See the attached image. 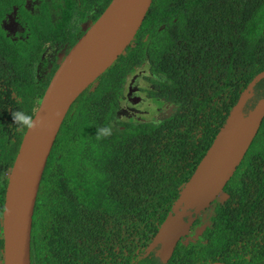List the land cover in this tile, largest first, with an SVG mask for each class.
I'll return each mask as SVG.
<instances>
[{
    "label": "trees",
    "instance_id": "16d2710c",
    "mask_svg": "<svg viewBox=\"0 0 264 264\" xmlns=\"http://www.w3.org/2000/svg\"><path fill=\"white\" fill-rule=\"evenodd\" d=\"M111 1L0 0L1 200L28 129L14 113L34 118L59 67L57 54L68 52L85 33L81 25L98 20ZM10 16L14 34L6 27ZM133 42L65 118L35 207L32 264H104L95 252L104 253L112 239L114 264L161 263L138 260L136 251L153 240L232 107L264 71V0H153ZM168 50L175 51L171 60L164 58ZM146 61L169 81L152 95L173 100L176 110L161 122L118 124L124 83ZM255 88L257 102L264 78ZM102 128L110 135L98 138ZM224 192L211 227L180 243L173 264L232 256L238 264H264V236L257 233L264 234V120ZM3 248L0 237L1 264Z\"/></svg>",
    "mask_w": 264,
    "mask_h": 264
},
{
    "label": "water",
    "instance_id": "95a60500",
    "mask_svg": "<svg viewBox=\"0 0 264 264\" xmlns=\"http://www.w3.org/2000/svg\"><path fill=\"white\" fill-rule=\"evenodd\" d=\"M153 0H112L72 47L55 73L28 128L9 174L2 218L4 264H32L35 207L42 179L61 127L72 105L133 43ZM256 75L232 107L206 154L180 190L160 226L153 247L167 262L178 241L190 233L198 215L217 200L246 157L264 120V96L248 108ZM224 198V200H220Z\"/></svg>",
    "mask_w": 264,
    "mask_h": 264
},
{
    "label": "flooded vegetation",
    "instance_id": "af4514ba",
    "mask_svg": "<svg viewBox=\"0 0 264 264\" xmlns=\"http://www.w3.org/2000/svg\"><path fill=\"white\" fill-rule=\"evenodd\" d=\"M7 20H5L6 21V27L9 29V31L11 33L14 34L15 30H17V29H15V25H12L14 23L13 17L10 16ZM143 24H144V22H143ZM84 25L85 24H82L81 26L85 30V27L87 25H90V21H89V24H87L86 26H84ZM130 46H135V43L133 42L132 45H130ZM174 46L176 48H179V45L177 43H175ZM67 49L68 48L65 47L64 49L59 51V53L57 54L56 60L59 63V65L63 62V60L65 59V57L67 56V54L70 52V50L72 48L68 52H67ZM174 52L175 51H170V50L166 51L164 58L165 59L169 58L171 60L172 59L171 55H173ZM127 53H128V49H127ZM61 54H63V57L60 58ZM166 63H168V61ZM150 65L151 64L148 61L143 62L141 67L143 66L144 68L142 70H138V67H140V66H135L134 72H132L127 77L126 82L124 83L123 95L120 97V99L118 98L119 107L116 110L117 112H116V117H115V121H118V124L121 122H125V123L129 124L130 122H134L136 120H140L141 122H143V121L161 122V121L169 118L172 115V113L175 112L176 108H175V104H174L173 100L168 99L167 97H164V96L161 97V100H158L152 95V91H151L152 89H155V88L158 89V86H162L163 88L167 87L169 85V81H168L167 77L165 76L164 72H161V74H159V72H155L153 70V67H151ZM179 83L181 84L182 81L181 82L179 81ZM180 84L176 87V93H182V91H183V89H180V87H179ZM178 88H179V91H178ZM130 92H133V93H130ZM255 97H256V88H255V95L253 96V98L248 103V108H251L253 106V103L256 102V101L254 102ZM201 128L202 127H200V129L199 128L196 129L195 133L198 131L200 132ZM199 137L202 138V132H200ZM7 164L8 163H5L4 167ZM12 167L10 168V171L8 172V181H9V174L12 170ZM7 186H8V184H7ZM6 190H7V187H6ZM3 198L4 199L1 200V194H0V234H1L0 237L1 238H3L1 222H2V217H3V213H4V209H5L6 192H5V194H3ZM215 205H216V203L213 202L210 207L206 208L205 210H203L198 215L194 225L192 226V228L190 230V233L186 236L181 237V239L178 241V244L175 248V252H176L177 247L180 243L189 244V243L193 242L194 240L202 237V235L200 237L196 236L197 232H195V233H193V232L197 228V225L200 223V219H201V216L203 214H209V212L211 210H213L214 214H215ZM211 207H212V209H209ZM210 220H211L210 221L211 223L206 226V228L201 232V234H203V232L208 227H211L212 218ZM259 229H261V228H259ZM259 229L257 230V233H258L259 238L262 239L261 235L264 236V234ZM247 237H248V235H246V240H247ZM239 241L243 245H245L246 243L248 244V240L247 241L239 240ZM148 245L145 247V249H143V250L138 249L136 251L135 255L138 256V260H141L145 257H149L152 259L156 257V258H158L159 262H161L158 264H173L172 258L174 256V254H173L172 258H170V260H168L167 262H164L162 260V258L157 255L156 252H150V253L147 252ZM113 246H114V239H112L111 242L105 247L104 253H102L100 251L95 252L96 255H98L99 257L101 256V254H103L105 256V259L103 260L104 264H114V262L111 261L113 258V255L110 252ZM156 248H160V245ZM156 251H157V249H156ZM244 252L246 253V251H244ZM132 256H134V255L131 254V257ZM2 258H3V254H2ZM126 260L127 259H124V264H127ZM120 261L123 262V260H121V259H120ZM1 262H3V261H1ZM133 262H137V261L135 259H132L131 264ZM82 264H84V262ZM119 264H122V263H119ZM201 264H238V261H237V258H234V256H232L230 259V262H227L221 258V260L219 259L216 262H208V263H201ZM257 264H261V262H258Z\"/></svg>",
    "mask_w": 264,
    "mask_h": 264
},
{
    "label": "clouds",
    "instance_id": "9594fccd",
    "mask_svg": "<svg viewBox=\"0 0 264 264\" xmlns=\"http://www.w3.org/2000/svg\"><path fill=\"white\" fill-rule=\"evenodd\" d=\"M126 52H127V49H126ZM68 55V54H67ZM122 56V55H121ZM66 58V57H65ZM120 58V57H119ZM118 58V59H119ZM64 61V60H63ZM115 64V63H114ZM61 65V64H60ZM60 65H59V67H60ZM58 67V68H59ZM58 70V69H57ZM57 70H56V72H57ZM55 72V73H56ZM55 75V74H54ZM54 77V76H53ZM53 79V78H52ZM99 79V78H98ZM97 82V81H96ZM96 83L94 82V85H95ZM94 85H92V86H94ZM96 86V85H95ZM91 87V86H90ZM90 87H88V88H90ZM87 90V89H86ZM85 90V91H86ZM84 91V92H85ZM83 92V93H84ZM82 93V94H83ZM81 94V95H82ZM43 98V97H42ZM80 98V97H79ZM78 98V99H79ZM42 101V100H41ZM77 101V100H76ZM76 103V102H75ZM74 103V104H75ZM41 104V103H40ZM73 104V105H74ZM72 105V106H73ZM72 108V107H71ZM71 110V109H70ZM68 115V114H67ZM13 119H14V121L16 122V124L19 126V128L21 129V130H23V129H27V128H32V127H35V124H34V122H33V119H32V117L31 116H29V115H26L24 112H21V111H17V112H15L14 113V115H13ZM107 135H110V129L109 128H102V129H100L99 130V136H98V138L99 137H104V136H107ZM14 165V164H13ZM43 180V179H42ZM9 182V181H8ZM8 187V186H7ZM6 192H7V190H6ZM226 200V199H225ZM224 200V201H225ZM217 201H219V200H217ZM216 202V201H215ZM3 218V217H2ZM1 226H2V222H1ZM2 233H3V228H2ZM3 240H4V238H3Z\"/></svg>",
    "mask_w": 264,
    "mask_h": 264
},
{
    "label": "rangeland",
    "instance_id": "374dc122",
    "mask_svg": "<svg viewBox=\"0 0 264 264\" xmlns=\"http://www.w3.org/2000/svg\"><path fill=\"white\" fill-rule=\"evenodd\" d=\"M13 24L12 25H15V29H17L18 28V25H17V23H15V21H14V19H13ZM87 24H89V22L88 23H86L84 26H86ZM89 25H87L86 27H88ZM16 31V30H15ZM61 57H63V54H61V56H60V58ZM144 67L142 66H140V67H138V70H142ZM96 83V82H95ZM92 85H94V83L92 84ZM92 85H91V87H92ZM96 85V84H95ZM94 85V86H95ZM130 93H133V92H130ZM251 100V99H250ZM250 102V101H249ZM74 106V105H73ZM72 106V107H73ZM72 109V108H71ZM220 200H224V198H221ZM213 207V206H212ZM212 207L211 208H209V209H212ZM214 214V211L213 210H211L210 212H209V214H203L202 216H201V219H200V223L197 225V228L195 229V231L193 232V233H195V232H197V234H196V236H201L202 234H201V232L206 228V226L207 225H209L211 222V216ZM162 225V224H161ZM155 238V237H154ZM154 238H153V240L149 243V245H148V248H147V252L148 253H150V252H157L156 251V249L158 250V248H156V247H153V243H154ZM158 247V246H157Z\"/></svg>",
    "mask_w": 264,
    "mask_h": 264
}]
</instances>
